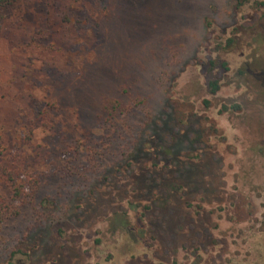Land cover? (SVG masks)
<instances>
[{
    "label": "rangeland",
    "instance_id": "374dc122",
    "mask_svg": "<svg viewBox=\"0 0 264 264\" xmlns=\"http://www.w3.org/2000/svg\"><path fill=\"white\" fill-rule=\"evenodd\" d=\"M95 1L24 0L0 29V204L18 151L40 181L0 220V264H264V0ZM106 99L140 106L105 131ZM40 102L57 133L27 146ZM149 125L186 136L184 177L153 136L116 171Z\"/></svg>",
    "mask_w": 264,
    "mask_h": 264
},
{
    "label": "trees",
    "instance_id": "16d2710c",
    "mask_svg": "<svg viewBox=\"0 0 264 264\" xmlns=\"http://www.w3.org/2000/svg\"><path fill=\"white\" fill-rule=\"evenodd\" d=\"M86 1V0H80ZM239 4L242 5L246 0H238ZM24 0H0V29L2 28L3 24L5 23L6 19L8 18L11 11L17 9ZM96 6H104L103 0H96ZM210 86L213 90V93H217L220 90V86L216 81L210 82ZM142 103V102H141ZM207 103V102H206ZM140 103H138L135 99L129 100L128 103H124L118 99H106L102 105V112L99 115L100 127L103 130H109L113 126H115V122L123 117H126L133 113L138 107ZM235 109H240L239 106L234 107ZM61 111V107L57 103H44L40 102L36 104L34 115L29 119L28 123V131L25 135V145L31 146L34 141L35 132L36 130H44L51 134L57 133V124H56V116ZM223 112H229L228 107L224 106ZM169 119V117H168ZM175 120V119H174ZM170 121V119H169ZM174 122V121H172ZM152 126V125H151ZM154 128V127H153ZM155 129H159V133L155 131ZM148 131L147 135L146 132ZM167 130L163 128H154L150 130V125L147 129L138 132H133L135 141L127 147V151L123 152L117 162L114 164V168H117L116 171H120L122 168L132 169L134 166V160L137 159L143 152V148L150 142L151 136L154 137V140L157 139V142L161 145H157L159 151L157 152L158 156H166L169 159L173 160L179 168H183L180 171V175L182 174L183 177L187 173V165L178 161V157L175 156L173 151L174 146L182 145L185 143L187 139L186 136H174L170 133L171 136L167 134ZM84 136H88L87 132H83ZM170 137L172 141V146L170 145H163L164 138ZM39 150V154L41 155V151ZM91 157L89 158L90 162V169H94L97 166V160H95V155L90 151ZM30 159L29 156L24 150H20L14 154L12 157V163L7 164V167L12 168L9 172L3 173V179L5 183L9 184L13 189L14 196L10 200L9 203L3 202L0 204V220H4L6 218H17L21 215L22 210L25 208L29 202H33L40 190V181L36 177H33L31 173L28 172V168L30 167ZM68 170H76L77 167L71 165V163H66L65 165ZM114 170V169H113ZM88 174V173H87ZM28 181V185L26 184V180ZM106 177L105 179H107ZM150 179L152 175L149 176ZM176 185V186H175ZM30 192H27L28 189ZM176 188L181 189L172 181L171 185L168 187V192L170 194L171 190H175ZM164 196V195H163Z\"/></svg>",
    "mask_w": 264,
    "mask_h": 264
}]
</instances>
